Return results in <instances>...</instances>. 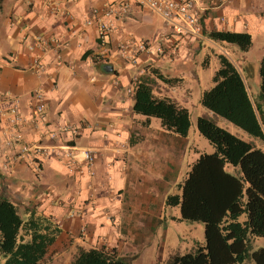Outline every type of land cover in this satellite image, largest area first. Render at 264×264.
<instances>
[{
    "label": "crops",
    "instance_id": "0c3cea01",
    "mask_svg": "<svg viewBox=\"0 0 264 264\" xmlns=\"http://www.w3.org/2000/svg\"><path fill=\"white\" fill-rule=\"evenodd\" d=\"M112 1L117 0H0V192L26 214H44L60 226L40 264H69L79 246L115 248L134 264L155 236L166 235L173 223L166 215L179 219V204H167L166 196L177 193L184 179L178 182L187 135L133 111L135 80L144 77L153 89L157 84L155 95L167 96L162 90L182 80L190 60L209 44L219 47L217 54L230 50L237 56L230 55L245 79L257 74V60L244 56L249 49L206 32L264 37V0H193L200 35L177 34L155 11L129 0L126 12L109 17L112 28L101 43L96 22L84 20L92 8ZM140 39L151 49L136 51L135 62L120 54V43ZM34 56L44 64L39 72L31 67ZM35 89L42 90L45 102L39 118L33 113ZM14 104L23 118L24 140L41 147L24 158L6 145ZM65 146L73 152L75 169L67 166ZM85 148L93 154L90 166Z\"/></svg>",
    "mask_w": 264,
    "mask_h": 264
},
{
    "label": "trees",
    "instance_id": "16d2710c",
    "mask_svg": "<svg viewBox=\"0 0 264 264\" xmlns=\"http://www.w3.org/2000/svg\"><path fill=\"white\" fill-rule=\"evenodd\" d=\"M213 40L249 49L247 31L211 29ZM219 66L214 85L203 90L200 101L249 134L264 139V45L258 63V93L253 96L246 79L228 50L217 54ZM164 81H171L158 73ZM132 109L160 118L164 128L186 136L191 124L187 107L168 96L153 93L152 83L142 77L133 86ZM198 131L214 146L200 152L179 184L181 193L166 196L179 204L180 218L204 223L205 243L183 254H174L167 264H264V245L252 247L255 236H264V150L206 115L196 118ZM237 173L225 169L226 163ZM0 192V264H40L55 241L60 226L49 216L30 211ZM244 214V219L239 216ZM69 264H129L115 248L79 246Z\"/></svg>",
    "mask_w": 264,
    "mask_h": 264
},
{
    "label": "rangeland",
    "instance_id": "374dc122",
    "mask_svg": "<svg viewBox=\"0 0 264 264\" xmlns=\"http://www.w3.org/2000/svg\"><path fill=\"white\" fill-rule=\"evenodd\" d=\"M263 40L264 37L254 36L250 48L244 53V56L252 60H257L259 63L263 53ZM205 48L206 51L203 50L202 55H196L194 59L190 60V70L182 74V80L175 84L174 87L162 90L161 92L163 95H167L179 104L187 107L191 121L187 134L188 146L184 151L178 182L186 176V169H190L192 162L197 158L199 152L210 153L215 149L209 140L198 131L196 126V118L198 115L208 116L217 125L247 141H253L256 146L264 149V139L249 134L224 116L213 112L201 103L200 98L202 92L214 85L213 76L219 66L217 56V52L220 51L219 47L209 44ZM228 51L235 60H238L237 56L233 55L230 50ZM246 81L249 92L253 96H256L259 86L258 72L256 77L248 75ZM155 85L153 91L157 92V84ZM153 118L157 122L160 121L157 117ZM225 169L232 173H237L239 170L237 166L228 162L225 164ZM179 183L176 185V191L180 194L181 188ZM178 210H180V207ZM168 214L166 215L167 221L173 223L169 225L166 235L160 238L155 236L151 245L141 253L139 259L134 264H167L168 259L172 255L192 251L198 244L205 243L204 223L202 221H189L181 219L180 217L179 219L173 220ZM244 217L245 215L241 214L239 219L242 220ZM262 245H264V236H255L252 240V247L257 248Z\"/></svg>",
    "mask_w": 264,
    "mask_h": 264
},
{
    "label": "built area",
    "instance_id": "2783aa9c",
    "mask_svg": "<svg viewBox=\"0 0 264 264\" xmlns=\"http://www.w3.org/2000/svg\"><path fill=\"white\" fill-rule=\"evenodd\" d=\"M139 5L147 7L161 16L164 22L169 25L173 32L177 34L191 33L193 35L201 34V26L198 20L197 13L194 7L193 0H135ZM129 0H117L108 2L103 5L101 9L92 8L90 14L85 17L84 23H92L93 21L97 24V35L99 41L104 43L107 40V36L112 28V24L109 20L110 16L120 15L128 10ZM100 13L102 17L99 16ZM133 42V41H132ZM130 46V47H129ZM120 43L118 50L120 54L128 57L131 62L136 61V51L150 50L151 45L143 39L137 42L129 44ZM156 50L161 52L162 47L159 45ZM31 67L35 68L38 72L44 67L38 56H34L31 60ZM129 90V89H128ZM35 98V105L33 109L34 117H41L44 108V95L41 89H35L33 92ZM10 120L12 124V132L7 138L6 145L11 148L16 157L24 158L25 155L29 154L31 150L36 152L40 150V146H32L24 140L20 124L23 122L22 115L18 109L17 104H14L10 110ZM74 130V129H71ZM55 134L52 133L51 137ZM65 150L61 151L67 157L68 168L72 170L77 168L76 161L73 158V152L68 146H65ZM83 157L86 166H90L93 161V154L90 149H83ZM36 167V166H35Z\"/></svg>",
    "mask_w": 264,
    "mask_h": 264
},
{
    "label": "water",
    "instance_id": "95a60500",
    "mask_svg": "<svg viewBox=\"0 0 264 264\" xmlns=\"http://www.w3.org/2000/svg\"><path fill=\"white\" fill-rule=\"evenodd\" d=\"M104 68H105L106 70H111V69H112V65H111V64H105V65H104Z\"/></svg>",
    "mask_w": 264,
    "mask_h": 264
}]
</instances>
